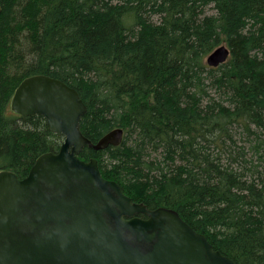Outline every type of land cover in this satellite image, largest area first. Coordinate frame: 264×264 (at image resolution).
<instances>
[{
  "label": "trees",
  "instance_id": "1",
  "mask_svg": "<svg viewBox=\"0 0 264 264\" xmlns=\"http://www.w3.org/2000/svg\"><path fill=\"white\" fill-rule=\"evenodd\" d=\"M0 171L27 175L62 137L11 110L46 75L74 88L78 156L133 202L174 209L237 264H264V0H0ZM225 42L226 62L206 56ZM243 133V144L236 130ZM145 217L144 214H139Z\"/></svg>",
  "mask_w": 264,
  "mask_h": 264
},
{
  "label": "water",
  "instance_id": "2",
  "mask_svg": "<svg viewBox=\"0 0 264 264\" xmlns=\"http://www.w3.org/2000/svg\"><path fill=\"white\" fill-rule=\"evenodd\" d=\"M229 55L221 44L205 62L218 67ZM10 108L41 115L64 138L57 152L38 156L25 177L0 171V264H237L177 211L133 202L102 176L95 158L77 156L84 145H119L124 131L113 128L95 143L84 136L79 121L87 107L74 88L34 75L16 87Z\"/></svg>",
  "mask_w": 264,
  "mask_h": 264
},
{
  "label": "rangeland",
  "instance_id": "3",
  "mask_svg": "<svg viewBox=\"0 0 264 264\" xmlns=\"http://www.w3.org/2000/svg\"><path fill=\"white\" fill-rule=\"evenodd\" d=\"M221 44L226 45L225 42H221ZM226 46H227V45H226ZM237 133H242L241 130H240V129L236 130L235 134H236V138H237L238 142H239L240 144H243V142H242V136H241V135H238V136H237ZM242 134H243V133H242Z\"/></svg>",
  "mask_w": 264,
  "mask_h": 264
}]
</instances>
